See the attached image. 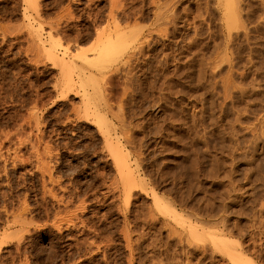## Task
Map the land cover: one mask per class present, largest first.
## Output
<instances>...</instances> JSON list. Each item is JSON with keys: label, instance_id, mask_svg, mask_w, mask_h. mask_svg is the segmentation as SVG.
Instances as JSON below:
<instances>
[{"label": "rangeland", "instance_id": "1", "mask_svg": "<svg viewBox=\"0 0 264 264\" xmlns=\"http://www.w3.org/2000/svg\"><path fill=\"white\" fill-rule=\"evenodd\" d=\"M89 1L40 0L67 59L124 44L66 85L0 0V264H264V0Z\"/></svg>", "mask_w": 264, "mask_h": 264}, {"label": "bare ground", "instance_id": "2", "mask_svg": "<svg viewBox=\"0 0 264 264\" xmlns=\"http://www.w3.org/2000/svg\"><path fill=\"white\" fill-rule=\"evenodd\" d=\"M26 3H27V6L28 7H30V8H32L33 9V12H34V14H29V15H27V17H26V15H25V17L27 18V20H28V22L30 23L31 21H33V22H36L37 24H38V26L36 25H31V27H32V30H33V34L31 35L32 36V42L33 41H36V43L38 44V46L41 48V50L42 51H45V53H46V58H49L52 62H53V64H55L57 67H59V68H61V72H64L63 73V78H64V75H65V73H68V75H67V78H71L70 80L68 79L67 81H66V85H68V83H69V85H70V83H71V81L73 80L72 79V77L70 76L71 74V62H72V59H73V57L74 58H80L82 61H84V62H86L87 64H91L93 61H95V63H96V61H97V63L95 64L94 62V65H93V67H95L96 65H97V67H98V65H102L103 64V66H104V64L105 63H107V62H103L104 60L106 61L107 59H109V58H111L113 55H115L116 53H120L122 50V47H123V45L124 44H120L119 43V41H121V39L119 40V35H116L117 33H115V35L113 34V35H111V36H106L107 38H105V37H103V36H101V37H103L104 39H105V41H103V40H101L100 39V43H98V45H96L97 46V50L95 51L96 52V54H95V56L93 57V56H90V57H88L86 54H84L83 52L82 53H79L77 56H73L72 57V59L70 58H68L67 59V53H68V51L67 52H59V51H56V49L55 48H57L55 45L58 43V41L57 42H55V43H53L54 41H55V39H54V36H59V33H61V32H59L58 31V27H59V25H58V23L57 24H53V23H49L48 24V26H49V30L47 31V34H43L42 32H45L44 31V27H43V21H42V19H43V16H42V7H40V0H24ZM89 1V0H88ZM92 1V0H91ZM90 2V1H89ZM94 2V1H93ZM228 2H229V4L227 5V6H229V9H230V12L228 13V15H231V18H233L234 17V19H235V15H234V4L232 3V0H231V2H230V0H228ZM227 2V3H228ZM70 4V3H69ZM89 5V4H88ZM93 8V7H92ZM26 9V13H28V9L29 8H25L24 7V10ZM47 9V8H46ZM84 10V9H83ZM88 10V9H87ZM72 11V10H71ZM63 13V12H62ZM61 13V14H62ZM67 13V12H66ZM83 13H84V11H83ZM44 14V13H43ZM70 14V13H69ZM68 14V15H69ZM92 14V13H91ZM110 14V13H109ZM71 15V14H70ZM23 16H24V14H23ZM67 17V16H66ZM70 17V16H69ZM25 18V19H26ZM57 18V17H56ZM72 18V17H71ZM79 18V17H78ZM95 19V18H94ZM119 19V18H118ZM117 19V20H118ZM233 19V20H234ZM51 20H53V19H51ZM228 20H230L229 19V17H228ZM50 21V20H49ZM61 21V20H60ZM231 21H232V19H231ZM62 22V21H61ZM114 22H116V21H114ZM96 23V22H95ZM27 24V23H26ZM47 24V23H46ZM28 25V24H27ZM29 25V26H30ZM56 25V26H55ZM115 23H114V27H115ZM30 27V28H31ZM63 27V26H62ZM116 27H117V25H116ZM115 27V28H116ZM67 28V27H66ZM119 27H117V29H118ZM47 29H48V27H47ZM21 30V29H20ZM59 30H61V29H59ZM122 32H125V31H122ZM97 33V32H96ZM99 33H101V32H99ZM99 33H97V37L99 36ZM112 33V32H111ZM12 34V33H11ZM19 34V33H18ZM104 34V33H103ZM108 34V33H107ZM110 34V33H109ZM122 34V33H121ZM124 34V33H123ZM122 34V35H123ZM15 35V34H14ZM45 35H47L46 37H45ZM74 35H76V34H74ZM101 35V34H100ZM116 36H118L117 38H115ZM124 36V35H123ZM64 37V36H63ZM77 38V37H76ZM31 39V38H30ZM63 39V38H62ZM119 40V41H118ZM27 41H29V40H27ZM102 41V42H101ZM49 42H50V45H48L49 44ZM27 43V42H26ZM122 43H124L123 41H122ZM34 44V43H33ZM37 44H36V46H37ZM55 44V45H54ZM70 44V43H69ZM59 46H61L60 44H58ZM1 47V46H0ZM34 48V47H33ZM66 48V47H65ZM96 48V47H95ZM127 49V48H126ZM25 50H27V49H25ZM29 50H30V47H29ZM34 50V49H33ZM32 50V51H33ZM38 50H40L39 48H38ZM60 50V49H59ZM63 50H67V48L66 49H64L63 48ZM31 51V50H30ZM62 51V50H61ZM25 52V51H24ZM36 52H38V51H36ZM26 53V52H25ZM122 53V52H121ZM33 54H34V52H33ZM75 54V53H74ZM81 54V55H80ZM83 54V55H82ZM24 55V54H23ZM36 55V54H35ZM39 55H41V54H39ZM38 55V56H39ZM42 56H44V55H42ZM35 57V56H34ZM74 60V59H73ZM111 61V60H110ZM36 62V61H35ZM34 62V63H35ZM91 62V63H90ZM101 64H100V63ZM103 62V63H102ZM113 62V61H112ZM33 63V62H32ZM73 63V62H72ZM92 63V64H93ZM45 64V63H44ZM91 64V65H92ZM108 64H110V63H108ZM73 65H74V63H73ZM106 65V64H105ZM75 66V65H74ZM109 66V65H108ZM100 67V66H99ZM52 68V67H51ZM102 68H104V67H102ZM35 71V70H34ZM62 74V73H61ZM70 74V75H69ZM61 76V75H60ZM73 82V81H72ZM72 84V83H71ZM65 87V86H64ZM70 87V86H69ZM35 92V91H34ZM36 94V93H35ZM84 94H86V93H84ZM64 95V94H63ZM83 95V94H82ZM41 96V95H40ZM48 100V99H47ZM37 102V101H36ZM53 106V105H52ZM84 109H86V108H84ZM87 109H90L89 107L87 108ZM86 109V110H87ZM85 110V111H86ZM34 111V110H33ZM32 111V112H33ZM87 112V111H86ZM88 113V112H87ZM86 113V114H87ZM96 113V112H95ZM27 115V114H26ZM32 115V114H31ZM79 115V114H78ZM82 115V114H81ZM87 116V115H86ZM31 117H34L35 118V116L33 115V116H31ZM89 117V116H88ZM30 118V117H29ZM22 120V119H21ZM36 120V119H35ZM68 120V119H67ZM93 120V119H92ZM36 121H38V120H36ZM29 125V124H28ZM36 126V125H35ZM20 127V126H19ZM35 129V128H34ZM4 130V129H3ZM17 131V130H16ZM14 132V131H13ZM8 134V133H7ZM18 135V134H17ZM4 136H6V135H4ZM20 137V136H19ZM25 138V137H24ZM8 139V138H7ZM10 139V138H9ZM36 139V138H35ZM17 140V139H16ZM19 140V139H18ZM35 141V140H34ZM19 142V141H18ZM22 142V141H21ZM17 143V142H16ZM26 144V143H25ZM44 144V143H43ZM49 145V144H48ZM47 146V145H46ZM55 146V145H54ZM33 147V146H32ZM57 148V147H56ZM49 150H51V149H49ZM70 150V149H69ZM22 152V151H21ZM44 154V153H43ZM116 154V153H115ZM114 154V155H115ZM15 155V154H14ZM45 156V155H44ZM115 157H117V159H116V161L118 160V162H117V164H119L118 165V167L120 166V168H118V172L123 176V177H121L120 176V178H125L124 180H125V184L124 185H126L127 187H128V189H127V191H129V190H131L132 188H134V186L136 187V182H135V180H134V175L131 173V171H129L130 169H129V166H128V164H127V162L122 158V156L119 154V153H117L116 155H115ZM16 158V157H15ZM61 158V157H60ZM14 159V158H13ZM12 159V160H13ZM54 159V158H53ZM30 160V159H29ZM14 162V161H13ZM31 162V161H30ZM29 162V163H30ZM22 163V162H21ZM32 163V162H31ZM42 163H43V161H42ZM47 163V162H46ZM49 163V162H48ZM32 164H34V163H32ZM52 165V164H51ZM46 166H48V165H46ZM16 167V166H15ZM39 169V168H38ZM41 170V169H40ZM43 170V169H42ZM120 170V171H119ZM28 171V170H27ZM44 174H46V173H44ZM51 175V174H50ZM50 177V179H52V177L51 176H49ZM3 180V179H2ZM122 180V179H121ZM62 181V180H61ZM15 183V182H14ZM63 184V183H62ZM138 185V184H137ZM42 186V185H41ZM113 186V185H112ZM118 187V186H117ZM125 188V187H124ZM78 190V189H77ZM110 190V189H109ZM126 190V189H125ZM52 191H53V189H50L49 190V192H50V195L52 196V197H56L54 194H52ZM76 191V190H75ZM126 192V191H125ZM131 192V191H130ZM129 192V193H130ZM40 194V193H39ZM49 194V193H48ZM126 194H127V192H126ZM125 194V195H126ZM35 195V194H34ZM129 195V194H128ZM73 196V195H72ZM79 197V196H78ZM125 197H127V195L126 196H124V199L126 200L127 198H125ZM51 198V197H50ZM22 199H23V197H22ZM36 199V198H35ZM154 199H155V202L158 204V206L159 207H162V205H161V203L160 202H162V201H159L158 200V198H157V196L155 195L154 196ZM52 200V199H51ZM57 200V199H56ZM60 200V199H59ZM20 201V200H19ZM22 201V200H21ZM61 202V201H60ZM67 202H69V201H67ZM80 202V201H79ZM87 202V201H86ZM58 203V202H57ZM56 203V204H57ZM63 204H65V203H63ZM67 204V203H66ZM85 204V203H84ZM83 204V205H84ZM59 205V204H58ZM79 205V204H78ZM82 205V204H81ZM164 206V205H163ZM29 207V206H28ZM31 207V206H30ZM68 207V206H67ZM80 207V206H79ZM83 207V206H82ZM166 207V206H165ZM52 208V207H51ZM17 209V208H16ZM80 209V208H79ZM160 209V208H159ZM158 209V210H159ZM167 210V209H166ZM18 211V210H17ZM21 211H23V210H21ZM67 211V210H66ZM72 211V210H71ZM77 211V210H76ZM262 211V210H261ZM60 212V211H59ZM20 213V212H19ZM166 213H168L167 211H166ZM26 215H27V213H26ZM48 215V214H47ZM54 216V215H53ZM57 216V215H56ZM77 217V216H76ZM81 218V217H80ZM173 218V217H172ZM31 219V218H30ZM56 219V218H55ZM73 219V218H72ZM79 220V219H78ZM65 221V220H64ZM81 221V220H80ZM31 222V221H30ZM35 222V221H34ZM55 222V221H54ZM60 222V221H59ZM69 222V221H68ZM68 222H66V223H68ZM37 223V222H36ZM57 224H58V222H56ZM61 223H62V220H61V222H60V225H61ZM28 224V223H27ZM30 224V223H29ZM55 224V223H54ZM71 224V223H70ZM59 225V226H60ZM73 225V224H72ZM54 226V225H53ZM58 226V227H59ZM66 226V225H65ZM44 227V226H43ZM51 227V226H50ZM68 227V226H67ZM38 228V227H37ZM54 228V227H53ZM60 228V227H59ZM59 228H57V229H59ZM28 229V228H27ZM65 229V228H64ZM23 231V230H22ZM26 231V230H25ZM82 231V230H81ZM127 231V230H126ZM192 231V230H191ZM190 232V231H189ZM22 233V232H21ZM26 233H27V231H26ZM44 233V232H43ZM23 234V233H22ZM53 235V234H52ZM80 235V234H79ZM190 235V234H189ZM194 235V234H193ZM192 235V236H193ZM199 235V234H198ZM96 237V236H95ZM123 237V236H122ZM127 238V237H126ZM217 238V239H216ZM216 241H217V244L218 245H220L221 247V249H222V251H224L228 256H230V258L236 263V264H252V263H249V261L247 260L248 258L247 257H244V256H242L241 254H235L234 252H231V250H230V244H233V242H232V240H230V239H228V238H223L222 236H220V235H218V236H216ZM19 239V238H18ZM129 239V238H128ZM58 240V239H57ZM195 240V239H194ZM252 241V240H251ZM196 242V241H195ZM21 243V242H20ZM56 243H57V241H56ZM254 243V242H253ZM23 245V244H22ZM45 245V244H44ZM51 245V244H50ZM78 245V244H77ZM76 246V245H75ZM98 246V245H97ZM19 248V247H18ZM99 248V247H98ZM82 250V249H81ZM93 250V249H92ZM62 251V250H61ZM41 252V251H40ZM233 253V254H232ZM46 254V253H45ZM64 254V253H63ZM258 254V253H257ZM130 255V254H129ZM61 256V255H60ZM46 257V256H45ZM63 257V256H62ZM257 257V256H256ZM51 260H53V259H51Z\"/></svg>", "mask_w": 264, "mask_h": 264}]
</instances>
